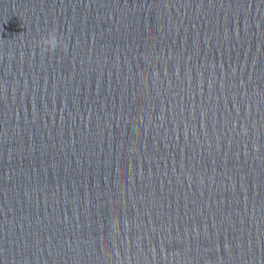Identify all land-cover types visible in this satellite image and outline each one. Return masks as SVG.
I'll list each match as a JSON object with an SVG mask.
<instances>
[{"label":"water","instance_id":"95a60500","mask_svg":"<svg viewBox=\"0 0 264 264\" xmlns=\"http://www.w3.org/2000/svg\"><path fill=\"white\" fill-rule=\"evenodd\" d=\"M0 264H264V0H0Z\"/></svg>","mask_w":264,"mask_h":264},{"label":"clouds","instance_id":"9594fccd","mask_svg":"<svg viewBox=\"0 0 264 264\" xmlns=\"http://www.w3.org/2000/svg\"><path fill=\"white\" fill-rule=\"evenodd\" d=\"M62 40L57 36L55 29L48 32V35L41 37L39 41L40 51H54L62 44Z\"/></svg>","mask_w":264,"mask_h":264}]
</instances>
